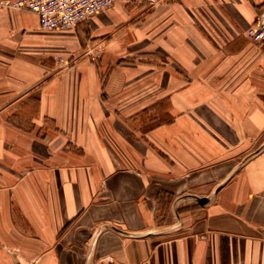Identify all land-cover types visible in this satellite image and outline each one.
<instances>
[{
  "label": "crops",
  "instance_id": "1",
  "mask_svg": "<svg viewBox=\"0 0 264 264\" xmlns=\"http://www.w3.org/2000/svg\"><path fill=\"white\" fill-rule=\"evenodd\" d=\"M148 3L65 31L0 8V108L61 135L0 122V264H264V0Z\"/></svg>",
  "mask_w": 264,
  "mask_h": 264
},
{
  "label": "built area",
  "instance_id": "2",
  "mask_svg": "<svg viewBox=\"0 0 264 264\" xmlns=\"http://www.w3.org/2000/svg\"><path fill=\"white\" fill-rule=\"evenodd\" d=\"M113 0H0V8L36 15L42 31L73 30L80 23L108 10ZM264 54V4L257 9L256 22L245 31Z\"/></svg>",
  "mask_w": 264,
  "mask_h": 264
},
{
  "label": "rangeland",
  "instance_id": "3",
  "mask_svg": "<svg viewBox=\"0 0 264 264\" xmlns=\"http://www.w3.org/2000/svg\"><path fill=\"white\" fill-rule=\"evenodd\" d=\"M148 10L150 11H154L155 10V5H156V0H148ZM115 3V0H113V5ZM112 5V6H113ZM139 5V2H137L133 9L137 8L136 6ZM111 6V7H112ZM146 60V56L145 54H142L140 51H136L131 53L128 57L125 58H120L118 60L116 59H111V77L117 72L120 71L121 69H123V66H119L121 62H125L127 64H129L132 70H136L138 71L139 67H137L138 63H142L145 62ZM154 60V59H153ZM63 65V67H59L58 69L55 68L53 69V74L54 75H60L63 71H68L69 68L67 66V64L61 61ZM107 70L108 69H102L100 71V76L102 78H104L103 76H105L107 74ZM139 75V74H137ZM101 78V85H103L104 80ZM35 91V90H32ZM25 92L24 94H22V96H27L30 95V93L32 92ZM105 94H101V98H99L98 102L100 104V106L102 108L105 109H109V108H118V102H114L113 100L109 101L108 99L104 98ZM38 105L37 100H26L23 98H19V99H15V100H5L4 101V105L0 108V122L4 123V124H12V125H17V126H22V128L26 129V130H30L32 131L35 127H41V130H39L38 135H39V139L43 142V143H47V145L50 144V141L52 139H50V134H46L47 130H53L56 131V134L58 138L61 137L60 132L57 130H54V126L53 123L51 121V119L49 118H45L42 117L40 115L37 114L36 111V106ZM54 135V134H53ZM63 135V140L66 142V135L64 133H62ZM63 146H66V144H63ZM12 149V148H9ZM60 148H58L59 150ZM57 150V151H58ZM56 151V152H57ZM133 165V164H132ZM6 166V164H5ZM134 166V165H133ZM34 169H25V173L31 174L33 172ZM136 169H133V171ZM10 182V181H8ZM12 186L9 185L8 188H11ZM4 250L7 253H11L14 250L12 249V247H10L9 245H5L4 246Z\"/></svg>",
  "mask_w": 264,
  "mask_h": 264
},
{
  "label": "water",
  "instance_id": "4",
  "mask_svg": "<svg viewBox=\"0 0 264 264\" xmlns=\"http://www.w3.org/2000/svg\"><path fill=\"white\" fill-rule=\"evenodd\" d=\"M207 202V200L206 199H204V198H202V199H199V203H201V204H204V203H206Z\"/></svg>",
  "mask_w": 264,
  "mask_h": 264
}]
</instances>
